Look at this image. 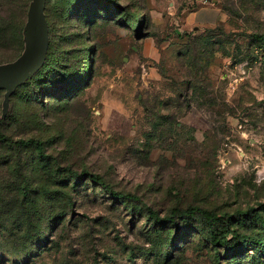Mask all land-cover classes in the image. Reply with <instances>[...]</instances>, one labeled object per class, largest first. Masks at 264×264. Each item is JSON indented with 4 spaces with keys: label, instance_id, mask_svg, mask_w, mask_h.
<instances>
[{
    "label": "rangeland",
    "instance_id": "1",
    "mask_svg": "<svg viewBox=\"0 0 264 264\" xmlns=\"http://www.w3.org/2000/svg\"><path fill=\"white\" fill-rule=\"evenodd\" d=\"M221 1L47 0L48 67L0 82L1 130L40 139L49 155L0 146V264H264V244L229 234L214 245L198 214L174 227L146 208L197 205L264 240V45L253 37L264 0L235 18L221 8L211 26L184 24ZM31 47L26 18L14 61ZM55 66L85 75L61 92ZM65 166L139 200L114 199Z\"/></svg>",
    "mask_w": 264,
    "mask_h": 264
},
{
    "label": "trees",
    "instance_id": "2",
    "mask_svg": "<svg viewBox=\"0 0 264 264\" xmlns=\"http://www.w3.org/2000/svg\"><path fill=\"white\" fill-rule=\"evenodd\" d=\"M30 1L31 0H0V65L11 63L21 54V51L23 49V41H24V27L26 24L27 12H28ZM106 1H109V0H106ZM253 1L254 0H242L241 4L238 6H235L233 5V3H230V0L229 1L222 0L221 5L218 2H215V3H217L220 6V8L226 10L228 14L231 16V18H235V17L241 16L242 13H248L249 11H251V9L254 10L253 4H252ZM46 2H45V5H46ZM43 13L45 17L46 13L44 12V10H43ZM25 16L26 18L24 19ZM45 24H46V31H47L46 51H45L42 62L32 72L31 76L36 71L41 69V67L44 65L46 60H47V67L49 65V61H50L49 60V56H50L49 50H50L51 45H49V40H48L49 31H48V26L46 22V17H45ZM253 37L256 39V41H259L261 44L264 45V33L254 32ZM55 69H56L55 73H56L57 78L60 81H64V84H65V87L61 89V92L64 91L66 88H68V90L73 89V87L71 86L76 82V79L77 78L80 79L85 75L84 74L85 72L84 73L82 72L78 75V77H70L69 76L70 69L66 68V70H64L63 67H57V66H55ZM55 82L56 80L53 81V84ZM188 82H189L188 90H190L189 88H192L193 92H197L199 90L200 88L198 87L199 83H197L195 80H189ZM55 90L57 92L59 91L58 89H55ZM67 94H69V91H67L66 95ZM184 94L186 97L188 93L184 92ZM188 103H190V100L188 101ZM0 123H1V119H0ZM3 145L9 146V147L32 146L36 149L38 155L42 159H45L44 161L48 162L49 160V155L45 154L42 141L40 139L35 138V137H29V138H20L17 140H12L11 138H9L8 136L4 134V132L1 130V125H0V146H3ZM0 151L2 150L0 149ZM0 158L1 159L4 158L2 162L8 163V159L5 155L0 154ZM51 164L53 165V163ZM54 167H59V164L54 162ZM62 170H64L66 174L68 173V175L71 176L73 180L87 179L93 183L100 184L102 187L108 190V192L111 194V196L114 199L122 200L123 198H130L133 200H139V196L136 194L124 193L122 191L113 189L105 181L102 175L98 173L88 172L84 169L77 171V170H73L69 166L63 167ZM50 184L51 185L55 184V182L52 181V178H51ZM23 189L24 191H26V187H24ZM45 194L48 198H52L55 195V191L49 189L45 191ZM146 208L148 212V217L153 220L154 224L170 223L174 227L176 226L177 218L179 217L183 218L186 216H193L195 214H198L207 227V235H208L209 241L214 245L226 246V240H227L226 236H228L229 234H232L233 237L235 236L237 238L246 236L252 239L257 244H264V240L260 237H255L251 235H248V236L240 235L238 233H235L226 223L219 224L218 220L221 217L220 215H218L216 212H213L203 207H199L197 205H187L184 208L173 207L169 213L163 216H160L158 212L150 206H146ZM33 217L34 216L29 215L30 220ZM176 236H177V233L173 232L170 236L169 242H173Z\"/></svg>",
    "mask_w": 264,
    "mask_h": 264
},
{
    "label": "water",
    "instance_id": "3",
    "mask_svg": "<svg viewBox=\"0 0 264 264\" xmlns=\"http://www.w3.org/2000/svg\"><path fill=\"white\" fill-rule=\"evenodd\" d=\"M46 0H31L27 12V24L32 35V47L24 57L9 64L0 65V82L7 88L33 72L42 62L46 46L47 31L44 17ZM8 93V92H7Z\"/></svg>",
    "mask_w": 264,
    "mask_h": 264
},
{
    "label": "crops",
    "instance_id": "4",
    "mask_svg": "<svg viewBox=\"0 0 264 264\" xmlns=\"http://www.w3.org/2000/svg\"><path fill=\"white\" fill-rule=\"evenodd\" d=\"M204 10L207 13V16L203 17L201 14L204 12ZM222 19L223 12L220 6L217 3L212 2L208 5H203L189 11L185 15L184 24L191 26H210Z\"/></svg>",
    "mask_w": 264,
    "mask_h": 264
}]
</instances>
